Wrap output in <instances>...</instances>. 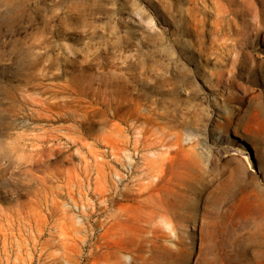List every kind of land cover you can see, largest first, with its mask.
Returning <instances> with one entry per match:
<instances>
[{
	"label": "rangeland",
	"instance_id": "1",
	"mask_svg": "<svg viewBox=\"0 0 264 264\" xmlns=\"http://www.w3.org/2000/svg\"><path fill=\"white\" fill-rule=\"evenodd\" d=\"M225 4L221 65L191 0H0V264H264V2Z\"/></svg>",
	"mask_w": 264,
	"mask_h": 264
},
{
	"label": "bare ground",
	"instance_id": "2",
	"mask_svg": "<svg viewBox=\"0 0 264 264\" xmlns=\"http://www.w3.org/2000/svg\"><path fill=\"white\" fill-rule=\"evenodd\" d=\"M225 1L231 3L232 0H191V4L194 5L188 8L190 30L195 31L198 36V39L192 41L193 45L199 46H195V48L200 55H205L206 59L221 65L227 56L225 49L230 46L237 51L238 48V41L232 40L229 42L227 39L222 40L221 36L228 34L231 36L234 34V27L239 32L242 26H239L237 17H225L229 14ZM262 1L264 2V0ZM209 2H211L212 6L208 4ZM249 8L254 10L258 17L260 16V9L256 5V0H249ZM213 13L216 14L215 18L211 17ZM258 17L255 18L258 22L257 26L261 27L263 23ZM208 26H211V28H208ZM235 39L239 40L240 38ZM256 67L257 63L252 65V70L254 71Z\"/></svg>",
	"mask_w": 264,
	"mask_h": 264
}]
</instances>
